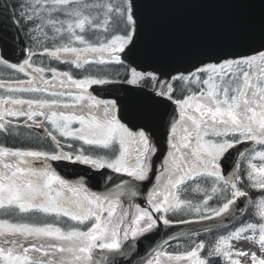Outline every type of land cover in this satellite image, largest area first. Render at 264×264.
I'll use <instances>...</instances> for the list:
<instances>
[{"label": "snow or ice", "instance_id": "snow-or-ice-1", "mask_svg": "<svg viewBox=\"0 0 264 264\" xmlns=\"http://www.w3.org/2000/svg\"><path fill=\"white\" fill-rule=\"evenodd\" d=\"M197 2L0 0V264H264V0Z\"/></svg>", "mask_w": 264, "mask_h": 264}, {"label": "water", "instance_id": "water-1", "mask_svg": "<svg viewBox=\"0 0 264 264\" xmlns=\"http://www.w3.org/2000/svg\"><path fill=\"white\" fill-rule=\"evenodd\" d=\"M236 12L237 10L224 6L219 0H200V2L186 6L165 9L162 14L177 23L197 26L225 21L235 15ZM189 230V226H180L173 231L175 233H187ZM167 231V229H162L157 239L166 238L165 233Z\"/></svg>", "mask_w": 264, "mask_h": 264}, {"label": "rangeland", "instance_id": "rangeland-1", "mask_svg": "<svg viewBox=\"0 0 264 264\" xmlns=\"http://www.w3.org/2000/svg\"><path fill=\"white\" fill-rule=\"evenodd\" d=\"M257 163H259V162L257 161ZM182 243H184V242H182ZM235 246H236L237 248H243V249H245V250H247L249 247H251V245L248 244V243H246V242H239V243H237Z\"/></svg>", "mask_w": 264, "mask_h": 264}, {"label": "trees", "instance_id": "trees-1", "mask_svg": "<svg viewBox=\"0 0 264 264\" xmlns=\"http://www.w3.org/2000/svg\"><path fill=\"white\" fill-rule=\"evenodd\" d=\"M210 238V237H209Z\"/></svg>", "mask_w": 264, "mask_h": 264}]
</instances>
